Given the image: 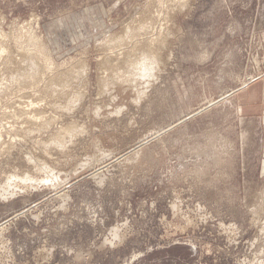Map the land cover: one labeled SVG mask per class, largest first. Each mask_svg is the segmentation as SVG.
<instances>
[{"label": "rangeland", "instance_id": "rangeland-1", "mask_svg": "<svg viewBox=\"0 0 264 264\" xmlns=\"http://www.w3.org/2000/svg\"><path fill=\"white\" fill-rule=\"evenodd\" d=\"M0 264H264V0H0Z\"/></svg>", "mask_w": 264, "mask_h": 264}, {"label": "bare ground", "instance_id": "bare-ground-1", "mask_svg": "<svg viewBox=\"0 0 264 264\" xmlns=\"http://www.w3.org/2000/svg\"><path fill=\"white\" fill-rule=\"evenodd\" d=\"M180 2H181V0H180ZM175 3H176V2H175ZM33 68H34V67H33ZM33 68H32V69H33ZM30 69H31V68H30Z\"/></svg>", "mask_w": 264, "mask_h": 264}]
</instances>
